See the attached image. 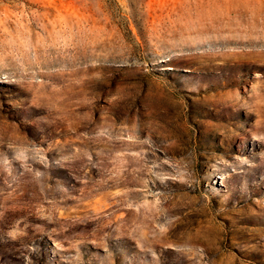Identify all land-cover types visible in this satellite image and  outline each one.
<instances>
[{
	"label": "rangeland",
	"instance_id": "rangeland-1",
	"mask_svg": "<svg viewBox=\"0 0 264 264\" xmlns=\"http://www.w3.org/2000/svg\"><path fill=\"white\" fill-rule=\"evenodd\" d=\"M0 264H264V0H0Z\"/></svg>",
	"mask_w": 264,
	"mask_h": 264
}]
</instances>
